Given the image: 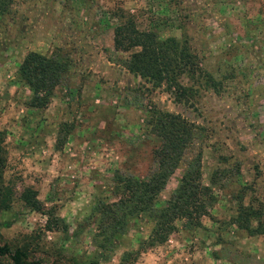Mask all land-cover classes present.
Segmentation results:
<instances>
[{
  "label": "rangeland",
  "instance_id": "1",
  "mask_svg": "<svg viewBox=\"0 0 264 264\" xmlns=\"http://www.w3.org/2000/svg\"><path fill=\"white\" fill-rule=\"evenodd\" d=\"M121 14L141 31L189 42L199 71L181 78L186 94L125 69L128 54L113 43ZM30 52L67 64L46 108L29 107L31 91L18 79ZM150 109L194 125L157 205L196 162L214 201L199 227L178 220L163 244L142 246L152 224H132L102 264H264V233L236 223L244 205L257 214L251 227L264 228V0H12L0 17V134L13 201L0 222L18 218L0 229L4 242L45 264L90 258L100 215L84 220L95 204L117 200L114 175L144 178L156 168L143 123ZM27 188L67 232L47 231L46 216L24 207ZM125 252L138 255L124 261Z\"/></svg>",
  "mask_w": 264,
  "mask_h": 264
},
{
  "label": "trees",
  "instance_id": "2",
  "mask_svg": "<svg viewBox=\"0 0 264 264\" xmlns=\"http://www.w3.org/2000/svg\"><path fill=\"white\" fill-rule=\"evenodd\" d=\"M11 3L12 0H0V17L9 13ZM118 18L120 21L114 29L113 43L116 50L128 54L124 62L125 69L154 87L166 85L179 96L186 94L189 89L181 83V78L185 74L194 76L199 71L197 56L189 42L176 37L162 38L154 32L141 31L132 18H126L122 14ZM66 72L67 64L60 59L46 57L37 52L27 54L19 66L18 79L31 91L29 107L46 108L54 89ZM207 77L208 82H213L212 77ZM143 123L145 134L153 136L156 142L151 150L156 168L144 178L127 177L118 173L114 175V193L117 200L113 203L95 204L93 214L84 220L86 224L95 213L100 215L96 232L91 237L93 255L90 258L76 259V264H102L109 261L112 250L119 246L121 237L126 235L132 224H139L144 219L151 222L152 228L141 245L163 244L176 230L175 222L178 220H185L194 228L199 227L200 216L207 215V204L214 201L210 187L201 181L200 166L196 162L199 167L196 166L182 176L170 199L162 206L157 205L159 194L164 190L193 139L194 125L180 115L156 109L148 111ZM2 140L0 134V211L8 212L11 209L13 193L3 178L6 158ZM62 140L64 141L63 137L58 136V143ZM19 199L28 211L46 216L47 231H68L63 219L53 215L52 209H44L33 189L22 191ZM255 215L257 216L253 208L241 205L236 221L238 227L251 235L263 234L264 228L261 225L260 229L251 227L250 220ZM16 218L0 222V229L10 228ZM137 255L138 252H125L123 260L135 258ZM0 258L9 259L11 264H45L44 259H35L27 249L12 247L10 243L4 242L1 232Z\"/></svg>",
  "mask_w": 264,
  "mask_h": 264
}]
</instances>
